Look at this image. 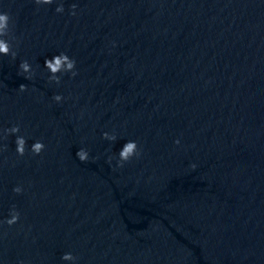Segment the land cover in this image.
Returning <instances> with one entry per match:
<instances>
[{
    "label": "water",
    "instance_id": "95a60500",
    "mask_svg": "<svg viewBox=\"0 0 264 264\" xmlns=\"http://www.w3.org/2000/svg\"><path fill=\"white\" fill-rule=\"evenodd\" d=\"M0 12L16 53L0 56V135L19 129L0 139V221L18 212L0 223L3 264H69L64 252L264 264V0H0ZM61 52L76 75L54 83L44 59ZM127 140L139 155L116 167Z\"/></svg>",
    "mask_w": 264,
    "mask_h": 264
},
{
    "label": "clouds",
    "instance_id": "9594fccd",
    "mask_svg": "<svg viewBox=\"0 0 264 264\" xmlns=\"http://www.w3.org/2000/svg\"><path fill=\"white\" fill-rule=\"evenodd\" d=\"M37 4H51L53 0H35ZM71 15H75L76 5H70ZM55 12L62 13L64 11V6L62 3L57 2L55 7ZM9 15L4 12H0V56L10 55L12 58H15L16 53L15 51H10V44L8 39H6L8 32H9ZM44 68L48 72V80L54 83H59L60 76L57 75L68 73L71 76H75L76 72L74 71L75 68V61L70 58L66 53H59L54 54L51 58L44 59ZM18 74H23L24 78L30 80L32 78V68L31 65L28 63L27 60H22L18 65ZM25 85L20 84L18 87L19 91L25 90ZM52 99L56 102H60L62 100L61 95L57 94L52 97ZM17 126H12L10 128L3 129V134L0 135V139H3L4 135L8 134H16L18 132ZM102 138L108 141H115L116 136L115 134H110L108 132L101 133ZM25 139L23 136H15L14 144H15V152L17 155L24 154V146H25ZM175 143H179V141H175ZM44 145L40 141H35L30 145V151L34 154H39L40 151L43 149ZM3 146L0 145V150H2ZM88 151L84 148H80L76 152V156L80 161H85L88 159ZM139 151L137 149L136 141L134 140H127L120 148L118 153H116V167H121L123 163L127 162L130 158L134 156H138ZM107 160L110 162L112 160V156H109ZM190 167L195 168L196 165L192 164ZM15 193H20L21 188L19 186H15L12 189ZM18 219V212L15 210V207L9 209L8 216L0 221V223H6L8 225H12ZM62 261L69 262V264H75V257L72 255L71 252H64L60 257ZM0 264H3V261L0 260Z\"/></svg>",
    "mask_w": 264,
    "mask_h": 264
}]
</instances>
